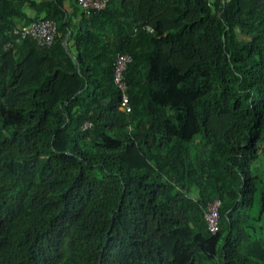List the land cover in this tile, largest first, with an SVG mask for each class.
<instances>
[{
    "label": "trees",
    "instance_id": "1",
    "mask_svg": "<svg viewBox=\"0 0 264 264\" xmlns=\"http://www.w3.org/2000/svg\"><path fill=\"white\" fill-rule=\"evenodd\" d=\"M260 158L264 0H0V264H264Z\"/></svg>",
    "mask_w": 264,
    "mask_h": 264
},
{
    "label": "built area",
    "instance_id": "2",
    "mask_svg": "<svg viewBox=\"0 0 264 264\" xmlns=\"http://www.w3.org/2000/svg\"><path fill=\"white\" fill-rule=\"evenodd\" d=\"M77 4L83 9L84 12L99 11L107 7L109 0H76ZM57 25L52 19L40 17L33 18L23 28L15 29V33H19L22 36L34 37L38 44L42 46H49L56 35ZM10 42H7L5 47L9 46ZM132 57L128 52L119 51L113 62V80L115 86L122 92V108L126 111L130 109L127 95V82L124 78L125 69ZM92 124L91 121H85L83 127H88ZM221 206V200L219 198L210 199L204 209L203 215L207 224V227L212 233H216L219 229V210Z\"/></svg>",
    "mask_w": 264,
    "mask_h": 264
},
{
    "label": "crops",
    "instance_id": "3",
    "mask_svg": "<svg viewBox=\"0 0 264 264\" xmlns=\"http://www.w3.org/2000/svg\"><path fill=\"white\" fill-rule=\"evenodd\" d=\"M35 1L40 2L42 0H35ZM63 5L67 10V15L71 20L72 25L76 24L78 21L81 20L84 11L77 4L76 0H63ZM22 10L25 13L26 18H22V17L14 18V21L17 25L16 27L18 29L23 28L25 25H27V23H29L31 19L36 18L38 16V12L35 10V8L26 3L24 4ZM68 44L71 49L74 48V42L72 39L68 40Z\"/></svg>",
    "mask_w": 264,
    "mask_h": 264
},
{
    "label": "rangeland",
    "instance_id": "4",
    "mask_svg": "<svg viewBox=\"0 0 264 264\" xmlns=\"http://www.w3.org/2000/svg\"><path fill=\"white\" fill-rule=\"evenodd\" d=\"M253 169H255V171L257 172H262L264 169V164L260 158V160L255 164V166L253 167Z\"/></svg>",
    "mask_w": 264,
    "mask_h": 264
}]
</instances>
